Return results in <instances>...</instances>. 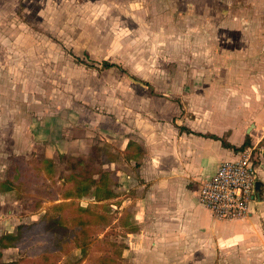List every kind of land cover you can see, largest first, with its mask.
Listing matches in <instances>:
<instances>
[{
	"label": "rangeland",
	"instance_id": "1",
	"mask_svg": "<svg viewBox=\"0 0 264 264\" xmlns=\"http://www.w3.org/2000/svg\"><path fill=\"white\" fill-rule=\"evenodd\" d=\"M181 101L175 116L170 105ZM162 114L172 124L192 116L199 128L219 127L220 116L242 122L252 138L237 154L251 148L254 166L264 161V0H0V237L25 228L0 264H126V232L109 202L84 198L53 213L86 243L70 240L66 252L37 225L72 159L97 148L118 157L111 132ZM63 131L89 139L90 151L58 154L53 168L45 142ZM8 180L15 190L1 188ZM252 226L247 243L218 244L213 264H264V214Z\"/></svg>",
	"mask_w": 264,
	"mask_h": 264
},
{
	"label": "crops",
	"instance_id": "2",
	"mask_svg": "<svg viewBox=\"0 0 264 264\" xmlns=\"http://www.w3.org/2000/svg\"><path fill=\"white\" fill-rule=\"evenodd\" d=\"M182 105L183 101L170 105L175 116L186 110ZM165 114L156 117L157 120L154 117L136 120L114 130L109 138L104 137L119 155L105 166L118 182L109 188L114 194L109 200L110 214L116 213L114 222L122 220L121 229L127 237L118 262L213 264L218 244L225 245L239 235L247 243L251 231L255 230L252 225L264 214V161L256 168L253 214L235 222L233 228L238 234H232L228 224L231 221L217 220L199 202L198 192L221 163L239 158L240 153L234 148L239 149L247 139L251 140L250 130L242 122L232 125L230 119L222 116L218 118L219 127L204 124L199 128L192 116L172 124L163 121L166 119L161 117ZM90 142L63 131L57 139L45 142L47 157L88 154ZM87 198L95 203L92 196ZM79 251L82 255L85 253L84 249Z\"/></svg>",
	"mask_w": 264,
	"mask_h": 264
},
{
	"label": "trees",
	"instance_id": "3",
	"mask_svg": "<svg viewBox=\"0 0 264 264\" xmlns=\"http://www.w3.org/2000/svg\"><path fill=\"white\" fill-rule=\"evenodd\" d=\"M104 68L110 69L114 65L109 62L103 63ZM250 141L247 139L246 143L239 149H235L236 152L244 150L249 146ZM230 147V145L225 144ZM118 157L112 155L108 150L102 151L101 148L92 149L87 157H79L72 159L70 162L69 173L63 178L57 177L56 184L65 185L66 188L61 193L57 194V197H51V202L53 206L47 210H44V215L41 216L40 223L37 226H41L42 231L49 235L52 238L56 239L54 243V248L58 251L63 250L66 252L64 246L67 242L70 243V240H75L74 242L78 244L77 246H84L86 243L81 242V236L73 235V231L70 225L67 224L66 218L62 214L53 213L56 211H61L66 207H71L77 201L81 199L92 196L94 198V207H99V204L109 202L114 198V194L109 190V186L113 184L112 172L105 168L106 165L111 164L113 161L117 160ZM50 166L54 168V162L52 159L45 158L44 160ZM35 171V170H33ZM42 171H39L38 176ZM42 174V173H41ZM45 175L49 176V172L45 168ZM41 176V175H40ZM17 178L19 181L23 178V170L18 168ZM1 188L5 191H13L16 188L15 181L8 180L1 184ZM93 207V208H94ZM79 208V207H78ZM92 207H81L77 209L82 212H90ZM38 210V209H35ZM40 210V209H39ZM36 224L30 225L28 229H33L37 227ZM87 228H89L87 226ZM86 226L81 227L79 234L86 235L87 229ZM24 227H18V232L16 234H6L0 237V250H8L11 248L18 247L25 238ZM73 235V236H72ZM73 237V238H72ZM71 238V239H70ZM80 243V244H79ZM100 261L99 264H117L115 260L109 261L108 263ZM1 264H15V263H1Z\"/></svg>",
	"mask_w": 264,
	"mask_h": 264
},
{
	"label": "built area",
	"instance_id": "4",
	"mask_svg": "<svg viewBox=\"0 0 264 264\" xmlns=\"http://www.w3.org/2000/svg\"><path fill=\"white\" fill-rule=\"evenodd\" d=\"M251 148L237 160L223 162L214 176L202 183L199 202L220 221H238L253 214L256 201L257 170L251 159Z\"/></svg>",
	"mask_w": 264,
	"mask_h": 264
}]
</instances>
